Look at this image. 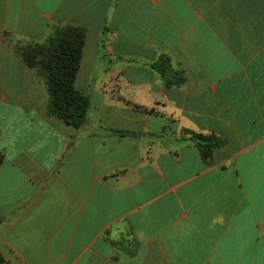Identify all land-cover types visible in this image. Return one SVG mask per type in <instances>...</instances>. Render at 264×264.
<instances>
[{
    "label": "crops",
    "instance_id": "obj_1",
    "mask_svg": "<svg viewBox=\"0 0 264 264\" xmlns=\"http://www.w3.org/2000/svg\"><path fill=\"white\" fill-rule=\"evenodd\" d=\"M66 25L79 128L16 50ZM0 154V264H264V0H0Z\"/></svg>",
    "mask_w": 264,
    "mask_h": 264
},
{
    "label": "trees",
    "instance_id": "obj_2",
    "mask_svg": "<svg viewBox=\"0 0 264 264\" xmlns=\"http://www.w3.org/2000/svg\"><path fill=\"white\" fill-rule=\"evenodd\" d=\"M86 29L77 25H66L45 41H25L16 46L23 62L45 83L49 92L48 114L76 128L87 120L90 98L76 88L86 42ZM170 62L167 57L152 64L161 75H165ZM183 78L168 80V84H179ZM191 140L198 146L204 160L210 162L214 149L223 141L214 135L191 133ZM3 156L0 154V163ZM0 262L3 257L0 255Z\"/></svg>",
    "mask_w": 264,
    "mask_h": 264
},
{
    "label": "water",
    "instance_id": "obj_3",
    "mask_svg": "<svg viewBox=\"0 0 264 264\" xmlns=\"http://www.w3.org/2000/svg\"><path fill=\"white\" fill-rule=\"evenodd\" d=\"M172 73H173V70L172 69H167L166 72H165V79H169L172 77Z\"/></svg>",
    "mask_w": 264,
    "mask_h": 264
}]
</instances>
